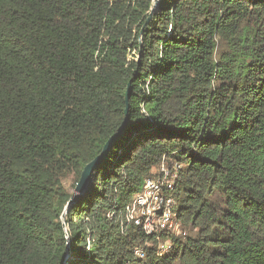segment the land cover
Wrapping results in <instances>:
<instances>
[{
    "label": "trees",
    "instance_id": "trees-1",
    "mask_svg": "<svg viewBox=\"0 0 264 264\" xmlns=\"http://www.w3.org/2000/svg\"><path fill=\"white\" fill-rule=\"evenodd\" d=\"M154 3L0 0V264H264V0ZM164 159L159 255L123 212Z\"/></svg>",
    "mask_w": 264,
    "mask_h": 264
},
{
    "label": "built area",
    "instance_id": "built-area-1",
    "mask_svg": "<svg viewBox=\"0 0 264 264\" xmlns=\"http://www.w3.org/2000/svg\"><path fill=\"white\" fill-rule=\"evenodd\" d=\"M180 168L178 162L170 166L164 159L154 175L145 179L141 190L135 193L123 212L127 223L138 226L146 237L155 239L159 255L172 251L176 241L188 234L179 218L177 200L173 193ZM151 245L153 242L147 240L144 245L136 247L135 261L126 264H140L138 260L146 258V247Z\"/></svg>",
    "mask_w": 264,
    "mask_h": 264
},
{
    "label": "water",
    "instance_id": "water-1",
    "mask_svg": "<svg viewBox=\"0 0 264 264\" xmlns=\"http://www.w3.org/2000/svg\"><path fill=\"white\" fill-rule=\"evenodd\" d=\"M158 2H159V0H155L154 7H156L158 5ZM129 96H130V86H128V90L126 93V100H127L126 113L127 114H128V109H129V104H128ZM127 120H128V115H126V118H125L124 122L122 123V125L120 126V128L118 129V131L108 139V141L104 145L102 152L99 155H97L92 161L88 162L85 165V167L82 171L80 180L75 187V192L69 201V206H71L77 200V198L80 194H83V192L85 191V189L87 188V186L91 180L93 172L96 170V168L99 166V164L105 159L107 152L112 147L114 140L116 138H118L121 135V133L123 132V130L126 126ZM69 254H70V250L68 251V256H67L64 264H66L67 259L69 257Z\"/></svg>",
    "mask_w": 264,
    "mask_h": 264
},
{
    "label": "rangeland",
    "instance_id": "rangeland-1",
    "mask_svg": "<svg viewBox=\"0 0 264 264\" xmlns=\"http://www.w3.org/2000/svg\"><path fill=\"white\" fill-rule=\"evenodd\" d=\"M223 48V47H222ZM156 171V170H155ZM66 183H67V186L68 188L70 189V191L74 194L75 192V187H72V183H73V176H69L68 179L66 180ZM195 232L197 231H194L192 232L190 229H189V234H195Z\"/></svg>",
    "mask_w": 264,
    "mask_h": 264
}]
</instances>
